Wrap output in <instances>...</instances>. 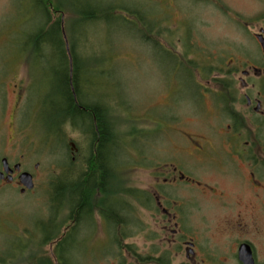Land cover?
Returning a JSON list of instances; mask_svg holds the SVG:
<instances>
[{
	"label": "flooded vegetation",
	"instance_id": "flooded-vegetation-1",
	"mask_svg": "<svg viewBox=\"0 0 264 264\" xmlns=\"http://www.w3.org/2000/svg\"><path fill=\"white\" fill-rule=\"evenodd\" d=\"M210 1L220 6L218 0ZM146 2L151 11L138 8L137 17L150 25L152 36L182 43L179 32L187 25L175 13L182 14L178 0ZM256 3L244 26L257 50L164 48L198 95L192 105L199 113L184 116L197 129H188L187 121L175 127L185 144L178 147L182 151L168 147L147 159L139 144L142 133L133 130L124 139L107 101H72L69 126L80 131L87 149L82 154L75 142L69 143L68 250L62 247L65 239L44 241L55 229L44 238L42 228L13 231L7 226L3 202L10 191L25 196L37 188L42 162L31 158L44 151L25 142L14 122L9 125L14 135L7 136V95L0 96V237L15 239L14 250L0 244V264H12L19 256L29 264L48 263L38 251L47 243L58 249L55 264H77L74 255L81 251L89 264H264V0ZM28 105L16 101L13 117L23 106L27 116L29 108L33 115L34 106ZM142 160L151 166L147 184L140 188L124 175ZM25 176L32 189L24 184ZM79 188L82 197L76 194ZM140 234L147 241H130Z\"/></svg>",
	"mask_w": 264,
	"mask_h": 264
},
{
	"label": "rangeland",
	"instance_id": "rangeland-1",
	"mask_svg": "<svg viewBox=\"0 0 264 264\" xmlns=\"http://www.w3.org/2000/svg\"><path fill=\"white\" fill-rule=\"evenodd\" d=\"M77 1L67 0V4L75 6ZM92 1L91 7H132L134 4L141 12H144L142 8L147 11L152 9L146 6L148 0ZM218 1L220 6L210 0H178L182 14L177 10L175 13L179 19H185L184 24L187 25L179 32L182 43L172 41L169 44L164 39L154 38L149 24L121 11L119 15L130 18L128 25L111 19L82 25L76 21L69 7L63 14V39L66 48L67 44L69 49L74 47L78 56L83 69L81 81L89 93V101H107L111 118L117 130L122 131L124 139L132 137L135 134L130 135L133 130L142 133L143 136L138 137L145 158H150L154 153L161 156V152L168 147H172L174 152L182 151L178 147L185 144L175 127L181 125V121H190L191 117H184L186 114L199 113L192 105V101L198 97L196 90L186 76L177 72L173 58L164 48L172 47L178 52L184 48L196 52L202 47L226 52L257 50L256 43L250 39L244 26L248 15L257 10L256 0ZM58 4L59 0H0V96L3 98L7 95V136L14 135V128L9 126L14 122V127L24 132L21 136L26 139L25 142L31 141L32 145L44 151L33 154L31 158L34 162H42L39 169L42 177L37 188L25 196L8 192L2 206L3 215L7 216V226L13 231L24 227L42 228L45 238L55 229L53 237L44 241L57 244L65 239L62 247L68 250L69 240L64 233L69 225V204L64 198L53 203L54 186L60 183L66 170L71 174L73 172L69 143L75 142L82 154L87 144L80 131L70 128L69 122L60 127L53 126L52 118L56 115V119L61 117L58 109L62 107L64 110L67 106L64 101H54L57 100L53 87L59 80V60L49 59L37 65L26 49V33L32 34L41 26V11L52 12V19L57 21L61 14L54 7ZM172 29L175 30V27ZM178 52L176 54L179 55ZM21 57L22 62L19 60ZM16 101H27L29 107L34 106L33 115L29 108L27 116L26 107L23 106L19 115L13 117ZM31 101L33 105H30ZM169 118H177L178 123L168 122ZM188 129L196 130L197 126L189 122ZM151 131L154 133L148 134ZM142 140L144 143H141ZM128 142L134 144L131 140ZM134 145L139 148L138 144ZM149 166L147 161L142 160L124 176L134 180V186L145 187ZM77 171L80 173L79 179L83 178V170L78 168ZM137 236L130 241H147L146 234ZM14 242L12 236L0 237L2 247L13 246L14 250ZM48 243L38 250L39 257L44 261L49 259L45 264H55L53 254L56 257L58 249ZM74 257L79 258L77 264L90 262L83 251L78 255L75 252ZM12 264L29 263L21 262L19 256Z\"/></svg>",
	"mask_w": 264,
	"mask_h": 264
},
{
	"label": "trees",
	"instance_id": "trees-1",
	"mask_svg": "<svg viewBox=\"0 0 264 264\" xmlns=\"http://www.w3.org/2000/svg\"><path fill=\"white\" fill-rule=\"evenodd\" d=\"M92 0H78L75 6H69L67 0H59V4L55 6V10L61 14L58 20L52 19V12L45 13L41 11L43 15V21L41 26L37 31L32 34L26 33L27 45L26 49L31 53L33 60L37 61V65H40L43 61H48L49 59L59 60V80L58 84L53 87V93L57 96V100L54 101H64L67 103L65 109L62 107L60 110L61 117L56 119L54 116L53 126L57 125L60 127L68 122V108L71 106L72 101H89V93L85 89L86 87L82 84L83 69L80 65L78 56L74 51V47L70 49V56L68 54L63 35H62V17L65 14L68 7L73 11L76 16V21L82 25L96 24L101 22H106V20H115L118 23H124L128 25L130 23L129 19H125L119 12H125L130 16L137 17V7L133 4L132 7L128 6H108V7H91ZM96 2V1H95ZM143 9V8H142ZM144 11V9H143ZM71 64H72V77H71ZM96 101V100H93ZM63 105V103L61 104ZM102 126L101 129L106 130L103 121L99 122ZM109 130V129H108ZM107 130V141L109 140L110 132ZM109 146V145H108ZM111 146V145H110ZM109 150V148H108ZM107 150V151H108ZM102 152V151H101ZM73 176L71 173L64 172L61 177L60 183L54 186L53 203L56 204L63 198L69 199L70 194V181ZM79 197H82V188L76 193Z\"/></svg>",
	"mask_w": 264,
	"mask_h": 264
},
{
	"label": "water",
	"instance_id": "water-1",
	"mask_svg": "<svg viewBox=\"0 0 264 264\" xmlns=\"http://www.w3.org/2000/svg\"><path fill=\"white\" fill-rule=\"evenodd\" d=\"M67 51H68V54L70 56V49H69V46L67 44ZM71 77H72V64H71ZM24 184L27 186L28 189H32L33 188V185L32 183H30V179L28 178V176H25L24 178Z\"/></svg>",
	"mask_w": 264,
	"mask_h": 264
}]
</instances>
